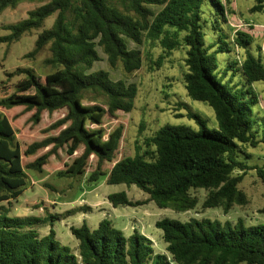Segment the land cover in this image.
I'll return each instance as SVG.
<instances>
[{
    "label": "trees",
    "instance_id": "1",
    "mask_svg": "<svg viewBox=\"0 0 264 264\" xmlns=\"http://www.w3.org/2000/svg\"><path fill=\"white\" fill-rule=\"evenodd\" d=\"M45 1L0 0V15L23 2ZM206 2L213 4L224 22L235 13L234 0H49L26 19L5 25L3 29L10 33L0 37V44L11 46L57 14L28 54L34 57L50 45L47 63L54 70L44 76L33 69L6 72V81L26 75L11 93L0 83V205L17 200L27 189V170L45 173L52 167L61 177H81L93 160L90 184L107 174L109 184L135 185L149 195L146 201H133L126 192L111 194L108 201L115 208L153 201L159 208L188 212L199 204L192 191L200 189L208 192L203 208L228 213L235 205H246L249 198L240 188L246 171L255 170L264 180V166L250 167L241 156L246 154L243 146L255 148L264 142L257 138L262 123L255 88L264 81V64L251 51L253 35L235 30V46L246 51L241 63L234 62L243 75L242 85L234 90L219 80L214 72L216 57L203 40ZM260 9L263 4L252 11ZM128 40L139 46L159 44L163 49L159 66L183 41L188 48L184 74L188 95L215 110L218 130L209 129L199 114L190 112L189 117L201 125L199 131L165 125L137 145L134 155L120 157L124 127L107 132L105 118L131 113L139 89L136 83L114 80L109 70L93 68L101 61L100 47L111 70L121 67L128 76L141 69V51L130 49ZM221 42L222 51L231 50L229 43ZM259 50L264 56L262 44ZM235 65L230 63L231 68ZM5 111L16 113L10 118ZM13 118L29 123L27 128L38 137L20 142ZM64 155L73 162L56 167ZM49 218L13 216L0 207V264H264V224L249 226L242 219L235 224L209 218L159 220L156 227L162 230L167 255L156 254L152 241L138 230L127 236L108 218L96 228L87 222L71 228L78 241L76 252L57 239L53 225L58 217ZM48 221L52 227L43 236L36 226Z\"/></svg>",
    "mask_w": 264,
    "mask_h": 264
},
{
    "label": "rangeland",
    "instance_id": "2",
    "mask_svg": "<svg viewBox=\"0 0 264 264\" xmlns=\"http://www.w3.org/2000/svg\"><path fill=\"white\" fill-rule=\"evenodd\" d=\"M48 1L23 2L15 9H6L0 15V37L10 33L3 29L5 25L26 19L30 11ZM260 4L264 5V0H234L232 9L235 13L228 16L227 22L223 21L221 13L212 3L206 2L202 6L203 40L205 46L210 49V53L216 57L217 69L214 72L219 80L234 90L237 86L241 87L243 80V75L238 71L234 62L241 63L246 53L244 49H239L234 44L235 30H242L253 35L251 51L255 56L262 57L264 64V56L259 50L260 44L264 46V9L252 11L254 6ZM158 10L160 8H155V11ZM56 16L57 14L47 19L42 29L25 34L20 41L11 46L0 44V83L2 86H8L10 93L13 91L12 87L26 75H16L6 81V72H15L19 68L33 69L36 73L44 76L54 70L47 63L52 55L50 45L34 57H28V54L34 50L39 34L52 27ZM221 40L229 43L230 51L221 50L223 46ZM127 42L130 49L141 51L143 58L141 69L128 76H125L121 67L111 70L107 55L100 47H98V51L101 61L97 62L93 68V71L109 70L114 80L124 79L128 83H136L139 89L131 113L120 112L115 118L109 115L105 118L104 125L107 132H111L119 126L124 127L119 151L120 157L134 155L137 152V145L143 144L145 139L152 137L165 125L187 126L199 131L201 125L196 119L189 117L188 113L190 112L199 114L209 129L218 130L215 110L208 103L193 100L188 95L184 83L188 48L183 41L181 47L174 50L170 56L165 57L160 66L158 60L163 54V49L159 44L139 46L129 40ZM230 63L235 65V69L230 67ZM225 72L227 75L223 77L222 74ZM255 88L259 95V106L256 107V110L259 113L258 120L262 123L257 138L264 140V81L257 82ZM5 112L10 118L16 113ZM54 119L50 118V121ZM256 120L254 130L257 129ZM12 122L20 142L30 143L38 137L37 134L33 135V129L27 128L29 123L21 122L17 118H13ZM263 143L255 148L243 146L242 149L247 156H245L246 154L241 156L250 167L264 166ZM64 156L61 163H54L57 164L56 167H63L64 163L70 165L73 162V158ZM27 161L25 159L24 163L26 164ZM94 166L95 160L90 162L87 174L81 177H61L52 167L45 173L27 170L30 180L27 189L17 200L5 202L0 207L9 209L13 216H34L47 220L51 219L49 218L51 216H57L58 219L54 221L53 225L57 239L76 252L78 241L73 236L71 228L79 227L84 222H87L91 228H96L105 218L113 221L115 226L123 230L127 236L131 235L134 230H138L152 241L156 254L167 255V243L163 239L162 230L156 227V222L164 218L181 221H189L192 218H209L223 223L230 221L234 224L242 219L249 226L264 224V180L257 176L255 170H247V174L244 175L240 184V188L249 198L246 205H235L228 213H225L222 208H203L202 204L207 198L208 192L200 189L192 191L199 199L198 206L194 210L179 213L169 208H159L153 201L137 207H113L108 201V196L111 194L126 192L133 201H146L149 195L135 185L109 184L107 174L101 176L97 183L90 184L88 176ZM109 167V165L105 166L106 169ZM239 173L241 172L235 171V174ZM85 207H89L90 210H82ZM51 227V221L36 226L43 236L49 233Z\"/></svg>",
    "mask_w": 264,
    "mask_h": 264
}]
</instances>
